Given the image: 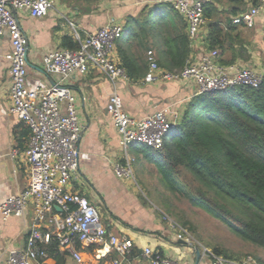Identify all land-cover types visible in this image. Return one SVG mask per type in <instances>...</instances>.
I'll return each instance as SVG.
<instances>
[{
  "label": "built area",
  "instance_id": "obj_1",
  "mask_svg": "<svg viewBox=\"0 0 264 264\" xmlns=\"http://www.w3.org/2000/svg\"><path fill=\"white\" fill-rule=\"evenodd\" d=\"M212 0H154V4L166 3L184 18L191 45L207 42L202 31L207 26L205 4ZM57 0H0V35L8 34L11 51L6 54L10 62L11 106L10 112L22 120L30 129L29 142L24 150L14 149L13 158H24L29 169V181L24 190L0 202V214L4 220L10 216H22L28 205L33 204L34 223L27 242L22 248L9 252L7 264H34L48 258V245L55 240L59 248L68 251L76 264H88L76 248L83 244L94 246L96 257L102 259L111 253L118 257L112 264H175V261L145 247L141 253L135 251L133 240L126 234L114 232L102 221L96 205L79 192L69 190L71 178L79 170L78 140L81 132L79 115L69 86L76 73H87L92 69L106 73L112 81L130 80L126 69L113 58L117 40L122 38L125 26L115 19L98 28L94 33L79 39L77 49L58 48L43 57L46 69L57 76L51 86L30 87L28 78L27 49L29 39L23 31L15 10L25 9L33 17L46 16L55 8ZM247 6L232 22L245 28H254L264 21V0H246ZM148 70L145 82L180 81L193 83L198 94L223 91L238 85L258 87L264 71L258 67L239 63L222 64L218 49H209L196 60H189L180 70L161 67L155 51H147ZM107 112L120 135L124 151L122 161L114 163V172L124 179L135 178L129 155L134 144L162 149L165 141L176 134L181 115L171 107H164L141 119L130 116L122 97L113 93L106 106ZM22 158V159H23ZM55 206L60 211H55ZM43 225L54 228L43 233ZM175 227L176 224H173ZM178 240L192 245V237L186 228H177ZM203 253L213 264H252L254 260L235 259L216 255L202 246Z\"/></svg>",
  "mask_w": 264,
  "mask_h": 264
},
{
  "label": "crops",
  "instance_id": "obj_2",
  "mask_svg": "<svg viewBox=\"0 0 264 264\" xmlns=\"http://www.w3.org/2000/svg\"><path fill=\"white\" fill-rule=\"evenodd\" d=\"M57 1L55 8L42 17H33L25 9L14 11L29 39L27 82L30 87L51 86L57 81V76L46 69L43 57L49 51L65 48L62 43L65 35L79 41L112 19L122 22L125 27L128 24L132 26L131 18L140 16L145 8L154 5V0H97L90 11H82L79 7L72 9L62 0ZM246 6L247 3L244 7ZM207 29L206 26L202 36H206ZM238 30L241 39L249 41L244 46L247 50L244 52L243 49V55L239 54L234 59L230 48L225 52L220 51L221 63L256 66L264 71L262 60H259L261 54L264 61V53L260 52L264 48V21L260 20L251 29L239 26ZM234 45L241 48L240 43ZM118 46L126 49L129 54L136 50L128 43L117 40L112 54L123 65ZM11 48L8 34L0 35V202L24 190L29 181V169L24 158L11 156L14 149L26 148L30 136L29 127L10 112V62L6 54ZM150 49L155 51L157 61L163 63L161 66L170 69L161 38L156 41L152 36ZM209 49L212 48L208 42L202 40L199 45H191L190 60L200 58ZM139 53L144 56L149 67L147 52L139 50ZM244 54L249 55L248 59L244 58ZM69 86L75 97L81 126L78 140L79 170L71 178L69 190L81 193L97 205L104 224L114 232L132 236L137 253L149 246L172 258L175 264H195L194 248L189 244L179 243L178 229L173 225L172 219L169 218L172 223L164 220L160 214H163L162 210L157 212V206L142 201L137 189L140 185L115 174L114 163L124 161V151L120 145V135L106 106L109 97L117 92L123 99L125 110L134 118H144L168 106L182 116L190 101L198 95L197 87L193 83L180 81L145 82L143 77L114 82L106 73L96 69L84 74H74ZM129 155L131 156L130 153ZM133 180L136 181L135 178ZM56 207L59 206H55V211L59 212ZM33 217L32 203L20 217L10 216L4 220L0 214V264H7L11 249L25 246L34 223ZM41 230L43 233L53 234L54 228L43 225ZM191 244L193 245L192 242ZM202 246L204 245L199 246V264H213L211 258L203 253ZM49 247L50 244L48 258L34 264H76L68 251L57 246L62 256L58 260L50 254ZM76 248L88 264H112V260L118 257L117 253H111L99 259L94 246L79 244ZM145 264H149V261L145 260Z\"/></svg>",
  "mask_w": 264,
  "mask_h": 264
},
{
  "label": "trees",
  "instance_id": "obj_3",
  "mask_svg": "<svg viewBox=\"0 0 264 264\" xmlns=\"http://www.w3.org/2000/svg\"><path fill=\"white\" fill-rule=\"evenodd\" d=\"M225 2L228 6L223 9L218 6L220 0L205 4L207 42L219 52L230 48L234 59L243 55L249 42L241 39L239 25L231 19L243 10L245 3ZM156 16L157 26L153 23ZM130 23L129 34L122 41L136 52L129 54L118 46L130 78L145 76L148 64L139 50L147 52L151 48L156 30L169 61L168 70L180 71L186 66L191 41L186 21L173 6L154 4L131 18ZM62 43L70 49L80 47L79 41L69 35L63 37ZM235 43H240L241 48H236ZM260 52L263 54L264 48ZM248 57L244 54V58ZM136 151L144 155L177 196L224 222L242 240L264 247V75L258 87L238 85L198 94L183 113L176 134L165 141L162 149L141 145ZM126 235L135 244L134 238ZM57 246L53 240L49 250L60 260ZM213 251L216 255L225 254L220 248Z\"/></svg>",
  "mask_w": 264,
  "mask_h": 264
},
{
  "label": "rangeland",
  "instance_id": "obj_4",
  "mask_svg": "<svg viewBox=\"0 0 264 264\" xmlns=\"http://www.w3.org/2000/svg\"><path fill=\"white\" fill-rule=\"evenodd\" d=\"M62 1L66 2L72 9L79 7L80 9L90 10L97 0ZM244 2L247 3L246 0ZM224 6H228V4L225 0H220L219 7L223 9ZM224 16L226 15H220L221 19ZM158 18L159 16H156L153 19L155 26H157ZM131 27L129 24L125 27L124 34L120 40L129 33ZM159 38L158 31H154V39L158 41ZM259 58L260 61L262 60V66L264 67L263 56L261 57V54ZM169 139H171V136ZM140 146V144L131 145L129 147V153L134 157L132 166L136 181H132L133 184L140 185L137 189L143 202L151 206L153 204L157 206V212H160L159 209L163 211V214L160 212L163 219L166 221L172 219L177 226L176 228H186L192 237L193 245H204L211 250L220 248L227 254H223L222 256L235 259L251 258L254 260L252 264H264V247L256 246L248 241L242 240L224 222L213 217L204 209L192 206L187 199L177 196L166 186L161 175L155 170L153 165L147 162L144 155L136 151Z\"/></svg>",
  "mask_w": 264,
  "mask_h": 264
},
{
  "label": "water",
  "instance_id": "obj_5",
  "mask_svg": "<svg viewBox=\"0 0 264 264\" xmlns=\"http://www.w3.org/2000/svg\"><path fill=\"white\" fill-rule=\"evenodd\" d=\"M58 210H61L60 207H56ZM179 243H186L185 241L183 240H179ZM194 250H195V254H196V262L195 264H199V261H200V256H201V249L199 246H193L191 245Z\"/></svg>",
  "mask_w": 264,
  "mask_h": 264
}]
</instances>
